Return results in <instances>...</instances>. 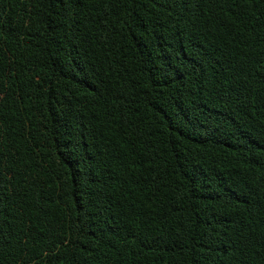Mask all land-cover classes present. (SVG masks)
<instances>
[{
    "label": "trees",
    "instance_id": "16d2710c",
    "mask_svg": "<svg viewBox=\"0 0 264 264\" xmlns=\"http://www.w3.org/2000/svg\"><path fill=\"white\" fill-rule=\"evenodd\" d=\"M0 264H264V0H0Z\"/></svg>",
    "mask_w": 264,
    "mask_h": 264
}]
</instances>
